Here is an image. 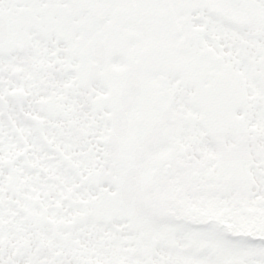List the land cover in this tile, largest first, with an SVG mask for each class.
<instances>
[{
    "label": "rangeland",
    "instance_id": "1",
    "mask_svg": "<svg viewBox=\"0 0 264 264\" xmlns=\"http://www.w3.org/2000/svg\"><path fill=\"white\" fill-rule=\"evenodd\" d=\"M106 15L108 43L128 36L127 20L153 58L140 66L156 75L155 110L142 107L150 159L129 200L104 202L92 230L73 227L70 254L57 229L71 234L75 211L45 200L46 226L20 264H264V0H104ZM200 100L217 104L205 129L186 106Z\"/></svg>",
    "mask_w": 264,
    "mask_h": 264
},
{
    "label": "flooded vegetation",
    "instance_id": "2",
    "mask_svg": "<svg viewBox=\"0 0 264 264\" xmlns=\"http://www.w3.org/2000/svg\"><path fill=\"white\" fill-rule=\"evenodd\" d=\"M111 18L104 0H0V264L25 260L17 251L44 231L45 200L59 199L60 215L75 211L71 234L56 226L70 254L73 227L92 230L88 221L104 216V202L129 200L141 181V155L152 151L143 139L154 130L142 107L155 110L156 75L140 66L153 58L133 21L124 22L127 37L108 43ZM216 105L204 107L215 121Z\"/></svg>",
    "mask_w": 264,
    "mask_h": 264
},
{
    "label": "trees",
    "instance_id": "3",
    "mask_svg": "<svg viewBox=\"0 0 264 264\" xmlns=\"http://www.w3.org/2000/svg\"><path fill=\"white\" fill-rule=\"evenodd\" d=\"M195 105V104H194ZM193 108H192V111L193 112H195L196 114H197V118H196V120H197V122H201V120H206V119H208V117L210 116V114H209V111H207L206 110V108H204V107H201L200 105H197L196 107H194V106H192ZM204 110H206V111H204ZM205 115H206V117H205ZM203 117V118H202ZM203 122V121H202ZM204 123V126H207L206 125V123H207V120L205 121V122H203ZM203 123H202V125H201V127H203ZM196 125V124H195ZM190 127H191V125H190ZM192 127H193V125H192ZM195 127V126H194ZM183 128H184V125L182 126V128H181V130H183ZM213 128H216V126L215 127H213ZM217 129V128H216ZM149 251H151V249L149 248V250H148V253H149ZM138 253V252H137ZM135 255H137V254H135Z\"/></svg>",
    "mask_w": 264,
    "mask_h": 264
},
{
    "label": "water",
    "instance_id": "4",
    "mask_svg": "<svg viewBox=\"0 0 264 264\" xmlns=\"http://www.w3.org/2000/svg\"><path fill=\"white\" fill-rule=\"evenodd\" d=\"M64 243L68 246V241L67 240Z\"/></svg>",
    "mask_w": 264,
    "mask_h": 264
}]
</instances>
